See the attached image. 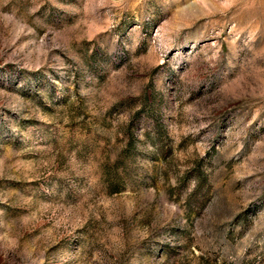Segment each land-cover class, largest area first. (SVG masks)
<instances>
[{
    "label": "rangeland",
    "instance_id": "rangeland-1",
    "mask_svg": "<svg viewBox=\"0 0 264 264\" xmlns=\"http://www.w3.org/2000/svg\"><path fill=\"white\" fill-rule=\"evenodd\" d=\"M0 264H264V0H0Z\"/></svg>",
    "mask_w": 264,
    "mask_h": 264
}]
</instances>
